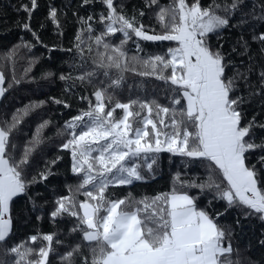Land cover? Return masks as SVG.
Wrapping results in <instances>:
<instances>
[{
  "label": "snow or ice",
  "instance_id": "1",
  "mask_svg": "<svg viewBox=\"0 0 264 264\" xmlns=\"http://www.w3.org/2000/svg\"><path fill=\"white\" fill-rule=\"evenodd\" d=\"M39 8V0L16 8L25 13L18 27L32 39L13 45L8 60L20 48L41 45L67 55L61 68L68 70L29 77L60 81V95L29 100L0 119V264H52L51 255L60 264H264L241 258L233 224L221 223L228 213H235L237 227L259 221L257 243L264 248V0H143L131 10L127 0L49 3L40 28L53 26L58 40L52 44L32 27ZM66 24L74 31L65 48ZM144 42L159 50H146ZM39 60L29 56L25 73ZM128 71L142 78L135 88L143 94L133 97L127 84L122 101ZM152 77L163 82L158 91L166 103L146 89L143 78ZM5 81L0 71V97L21 83L15 74ZM45 105L70 110L56 128V151L51 157L43 151V130L52 121L41 117L18 152L15 134ZM62 151L75 182L43 199L36 187L47 188L59 175ZM163 154L170 164L179 158L185 170L171 173L168 190L118 193L116 186L155 179ZM190 166L202 171L189 175ZM21 204L33 214L50 205L54 224L70 218L76 242L60 253L54 245L65 242L55 232L16 239L14 212Z\"/></svg>",
  "mask_w": 264,
  "mask_h": 264
},
{
  "label": "trees",
  "instance_id": "2",
  "mask_svg": "<svg viewBox=\"0 0 264 264\" xmlns=\"http://www.w3.org/2000/svg\"><path fill=\"white\" fill-rule=\"evenodd\" d=\"M22 2H27V0H0V71L5 74L7 82L11 80L13 74L20 79L21 83L19 85H13V88L10 89L5 97H2L0 100V119L4 118V113L7 114L8 118L11 116V112L17 108H22L24 104H27L29 100L36 99H45L50 95L59 96L61 93V88L63 87L62 83L58 80L54 82H47L43 80H32L29 77H40L42 69L50 70H63L67 71V65L62 66V62L68 59L67 55L58 50H53L51 53L48 52L41 45H36L30 51L25 48H20L19 51L14 55V62H9L8 57L10 50L13 45L18 44L21 39L31 40L30 33L22 30L18 27L16 21L22 19L25 16V13L17 12L16 8ZM76 0H72V3L75 4ZM203 4H207L209 0H201ZM49 3L55 4L57 7H61L64 4L68 3V0H39L40 8L37 11H34V14L31 19L32 27L35 30H38L41 34L42 39L45 43L52 44L56 43L58 38L54 33L53 26L50 23H45L43 29L40 28V24L44 21L46 15V5ZM161 4L168 3V0H160ZM143 4V0H127V7L131 10L132 6L135 5L140 7ZM96 10H99L97 7ZM71 13H69L70 15ZM144 22L149 23V16L144 17ZM151 23L157 28L159 27L158 23L155 21V18L152 17ZM74 31V26L70 24L65 25V35L62 38L63 46L66 48L69 46V39ZM238 33L236 30H232L230 38L235 39V36ZM161 42H156V45H160ZM168 42H163L167 45ZM129 56L135 52L134 45H129ZM143 47L148 51L159 50L153 46L152 42H144ZM255 47V46H254ZM228 44H225V49L227 50ZM144 53H141L143 55ZM37 56L40 57L38 63L33 65L31 70L25 73V69L28 67V57ZM126 83L125 91L118 94L119 98L123 101L128 97L127 84H133L132 95H142L135 88V84L139 82L142 78L139 77L136 73L128 71L125 73ZM145 79L146 89L152 93V95L160 100L162 103H166L163 96L160 94L158 89L163 87V82L157 81L154 77L152 78H143ZM153 85L156 86L157 91H153ZM89 91L91 89L89 88ZM94 99V98H93ZM76 110V105H73L71 113L74 114ZM120 110H117L119 112ZM38 115L30 114L29 117H26L25 120L27 123H24L20 128L19 132L15 134V138L18 144L17 151H21L23 145L30 139L31 133L35 131L36 124L40 122V118L50 119L52 123L43 130V135L46 138L43 145V151L51 157L56 151L54 144L57 140L55 137L56 128L60 127L63 124L64 119L68 118L70 114L69 109H63L62 106L55 105H45L43 109L36 110ZM251 115V113H250ZM48 137H52V141L49 142ZM61 155L64 156V161L58 164L59 175L55 177H50V183L47 188L43 185H38L36 191L43 194V199H48L53 195V188H62L64 183H74L75 180L70 172L67 171L69 158L66 152H61ZM191 175L192 172L202 171L198 166H190ZM180 170L184 172L183 165L180 164L179 158H175L173 163H169L168 154H163L161 160L160 171L158 172L155 179H150L147 182H137L132 186H116L119 194L123 195L128 191L133 192L136 195L147 194L154 195L157 191H166L170 188V179L171 173ZM183 178V177H182ZM204 201H201L203 204ZM23 205H18L14 212V228H15V238L23 239L26 235L35 234L38 230L40 232H55L57 238L65 242L64 245L56 246V251L62 253L66 250V246L72 243H75L77 238L74 234H69L68 230L72 227V222L70 218L65 217L62 220H59L57 223L53 221L47 215L50 205H45V210L43 214L37 212L35 214L31 212L22 211ZM217 209L221 208V204H216ZM41 215L40 220H36L35 216ZM235 213H228L221 218V223L233 224L235 231L233 233V247L239 248L240 256L249 257L253 260H264V248L259 247L257 240L259 233L261 231V225L259 221L254 220H242L240 226H235ZM31 243V242H30ZM52 264H60L59 260L55 255H51ZM235 258V253L233 254Z\"/></svg>",
  "mask_w": 264,
  "mask_h": 264
},
{
  "label": "crops",
  "instance_id": "3",
  "mask_svg": "<svg viewBox=\"0 0 264 264\" xmlns=\"http://www.w3.org/2000/svg\"><path fill=\"white\" fill-rule=\"evenodd\" d=\"M2 97H0V100H1Z\"/></svg>",
  "mask_w": 264,
  "mask_h": 264
}]
</instances>
